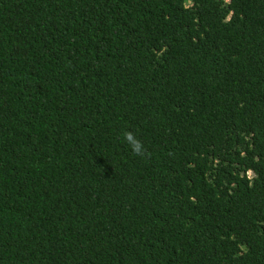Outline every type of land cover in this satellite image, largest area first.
<instances>
[{"label":"trees","instance_id":"obj_1","mask_svg":"<svg viewBox=\"0 0 264 264\" xmlns=\"http://www.w3.org/2000/svg\"><path fill=\"white\" fill-rule=\"evenodd\" d=\"M0 264H264V0H0Z\"/></svg>","mask_w":264,"mask_h":264},{"label":"clouds","instance_id":"obj_2","mask_svg":"<svg viewBox=\"0 0 264 264\" xmlns=\"http://www.w3.org/2000/svg\"><path fill=\"white\" fill-rule=\"evenodd\" d=\"M124 139L131 146L134 155L143 156L145 154L146 149L144 148V145L134 136L133 133L125 132Z\"/></svg>","mask_w":264,"mask_h":264}]
</instances>
